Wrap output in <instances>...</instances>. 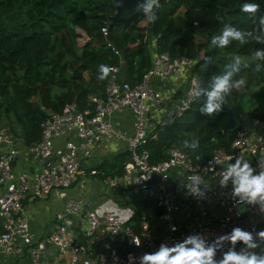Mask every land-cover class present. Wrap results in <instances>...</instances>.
Returning <instances> with one entry per match:
<instances>
[{
    "label": "built area",
    "instance_id": "built-area-1",
    "mask_svg": "<svg viewBox=\"0 0 264 264\" xmlns=\"http://www.w3.org/2000/svg\"><path fill=\"white\" fill-rule=\"evenodd\" d=\"M107 29L104 24L100 31L105 35ZM106 44L118 54L110 42ZM195 62L193 57L153 51L150 65L136 82L119 77L120 60L110 64L114 71L105 79L103 94L90 96L89 105L81 109L73 100L64 102L59 111L44 109L39 137L29 145L0 120V254L25 256L27 264H139L143 254L155 252L162 243L171 246L191 234H203L211 243L234 227L254 233L264 230V210L247 206L237 215L231 180L228 188L219 186V172L235 163L229 157L243 156L256 172L264 167V117H251L241 124L228 143L212 149L209 156L189 154L172 145L164 159L148 161L143 147L147 133L155 125L173 121L194 100L190 91L199 86L191 70ZM156 79L168 87L162 91ZM174 84L183 87L174 88ZM126 110L131 115L130 131L116 127L110 119L111 114ZM101 139L122 141L128 151L119 174H104L88 166ZM22 153L31 166L20 167ZM152 174L158 178L147 184ZM88 177H99L107 188L122 190L130 196L127 200L150 204L158 225L140 214L133 228L128 222L131 214L122 218L109 210L97 212L87 207L81 195L68 194L71 186H84ZM191 177L209 184L205 196L188 194L185 185L191 184ZM51 197L62 198L63 204L52 215L49 233L36 234L25 202ZM127 200L119 207L127 208ZM47 248L62 258H48Z\"/></svg>",
    "mask_w": 264,
    "mask_h": 264
},
{
    "label": "trees",
    "instance_id": "trees-1",
    "mask_svg": "<svg viewBox=\"0 0 264 264\" xmlns=\"http://www.w3.org/2000/svg\"><path fill=\"white\" fill-rule=\"evenodd\" d=\"M244 3L260 5L255 18L241 11ZM114 9L112 0H0V109L4 115H13L24 145L38 139L44 109L59 111L64 102L71 100L81 109L89 105L90 96L103 94L105 80L97 79L101 64L108 66L120 60L119 77L136 82L150 65L149 50L167 52L170 57H193L196 62L191 70L198 77V89L209 90L211 78L223 74L234 63L235 55L247 59L264 49V43L254 38L261 34L256 21L264 15V0H160L154 23L136 16L124 30L120 21L108 27ZM130 12L131 9H121L119 15ZM142 20L145 24L139 25ZM104 24L108 27L105 35L100 31ZM225 24L251 31L248 43L231 42L225 49L211 48V37L220 34ZM78 30L86 37L80 45ZM248 63L247 69L241 64L239 74L256 75L257 84L264 85V59H248ZM257 64L261 65L259 71ZM248 87H252L251 83ZM253 95L252 102L246 98L239 104L240 112L249 117L241 121L237 112L225 106L219 114H202L199 109L206 96L201 92L180 116L163 126L155 125L147 133L143 147L148 161L164 159L172 145H179L189 154L205 156L225 146L236 128L259 115L254 104L264 103V90ZM192 138L199 140L195 151L182 144L184 139ZM127 159L128 151L123 148L93 166L104 174H119ZM139 220L140 214L135 211L128 222L136 228ZM228 247H223L215 259H221ZM241 247L238 243L236 250ZM255 251L264 254V244Z\"/></svg>",
    "mask_w": 264,
    "mask_h": 264
},
{
    "label": "clouds",
    "instance_id": "clouds-1",
    "mask_svg": "<svg viewBox=\"0 0 264 264\" xmlns=\"http://www.w3.org/2000/svg\"><path fill=\"white\" fill-rule=\"evenodd\" d=\"M159 7L160 0H145L143 4H140L138 0L135 11H142L147 17V21L154 23L158 19L155 9ZM241 11L255 18L260 12V5L244 3L241 5ZM217 19L219 20L220 17ZM256 22L261 34L254 38L257 43H264V15H260ZM251 35V31L238 30L225 24L220 34L211 37L210 47L217 50L225 49L231 42L244 45L248 43V37ZM248 59H264V49L255 51L247 59L235 55L233 57L234 63L227 66L223 74L211 78L209 90H194L195 86L191 89L190 95L193 98L199 97L201 92H204L206 96V102L199 109L202 114L206 116L219 114L223 111L222 106L227 104V98L232 92L244 89L245 79L236 77L241 72V64L244 69L249 67ZM260 68L261 65L257 64L256 71H259ZM98 71L97 79L102 81L107 79L114 69L101 64L98 66ZM182 144L184 148L195 151L199 147V140L196 138L184 139ZM229 159H234L235 163H228L219 172L221 177L219 186L228 188V182L231 180V196L235 200V206H237V215L242 214L247 206L258 205L260 210H264V167L256 172V169L251 166V162L241 155L232 156ZM190 180L191 184L185 185L189 195L203 197L210 190L209 184L205 183L202 178L191 177ZM201 185L204 186L203 189ZM225 243L229 245L227 251H223L221 259H215ZM238 243L242 245L239 251L236 250ZM262 243H264V230L254 233L240 227H234L229 233L216 237L211 243L206 242L203 234H191L171 246L162 243L155 252L143 254L139 258V264H264V254H258L255 251Z\"/></svg>",
    "mask_w": 264,
    "mask_h": 264
},
{
    "label": "crops",
    "instance_id": "crops-1",
    "mask_svg": "<svg viewBox=\"0 0 264 264\" xmlns=\"http://www.w3.org/2000/svg\"><path fill=\"white\" fill-rule=\"evenodd\" d=\"M150 57H153V49L150 50ZM156 84V82H155ZM162 91L168 87L164 86L161 82L156 84ZM122 114V115H117ZM152 114L155 115L153 112ZM112 115V114H111ZM121 118H119V117ZM111 119V116H110ZM112 119H116V122H112L116 127L122 128L124 130L130 131L131 128V115L126 111L120 113H115L112 115ZM123 142L112 139H101L91 152V156L88 158V166H93L98 163L102 157L109 154H113L122 151ZM20 167L24 168L31 166V160L27 157L25 153L20 155L19 159ZM69 195H81L83 198L87 199V207L91 208L92 205L98 207L103 203V205L108 204L109 207L113 208L114 212L118 213L122 218H126L131 214V209L124 207H117L115 203H110L105 200L107 197L111 196L110 189L99 179V177H88L84 186L78 187L73 185L68 189ZM93 198L97 200L92 201ZM32 202L33 204L29 203ZM25 205L27 217L31 226V229L36 234H43L50 230L51 218L53 213L60 209L63 204V199L60 198H41L29 201ZM92 203V204H91ZM91 204V205H90ZM134 211L138 212L144 216L151 224L158 225L156 220V211H154L150 204L145 203L144 205L133 202L131 204ZM45 254L50 259L62 258L61 254H57L53 248H47ZM27 258L25 256H17L13 254L3 255L0 254V264H27Z\"/></svg>",
    "mask_w": 264,
    "mask_h": 264
},
{
    "label": "rangeland",
    "instance_id": "rangeland-1",
    "mask_svg": "<svg viewBox=\"0 0 264 264\" xmlns=\"http://www.w3.org/2000/svg\"><path fill=\"white\" fill-rule=\"evenodd\" d=\"M144 24H145V20H142L139 22V25H144ZM79 32H80V35L77 38L78 45H80L86 39L85 35L81 31H79ZM236 78L245 79L246 85L242 91H235L234 90L232 92V94L230 95L229 101H227V104L225 105V108H227L228 110H230L232 112H237V114L240 116V120L246 121L249 117L246 116L243 112H240L239 104H242L243 99H246V98L249 99L251 102L253 100H255L253 93L256 91L264 90V85L257 84L256 75H253L250 73L238 74V76ZM155 82H156V84H158L161 82V80L156 79ZM250 83H251L252 87L247 88V86H249ZM173 87L174 88H176V87L182 88L183 86H179V85L174 84ZM0 103H1V96H0ZM254 105H255V107L257 109V113H259V115L253 116V117H259V116L264 117V103L259 102V103H255ZM1 109H0V120L2 121V124H4L8 129H10L12 131V135L14 137L21 136L19 126H18V124H16V121H15L13 115H11V113H7L6 115H4V113H2ZM113 114L115 115V113H113ZM112 115H111V121L116 122L117 121L116 119H114V121H113ZM117 115H122V114H117ZM117 117H119V116H117ZM119 118H121V117H119ZM225 118L226 117H224L223 119H225ZM234 120H235V124H237L238 118L235 117ZM110 192H111V196H113V197H107L105 200L107 201V203H108V201L110 203H115V205L118 208L120 206L119 204L122 201H125V200L130 198V196H127L126 194H124V192L120 189L112 188V189H110ZM95 200H97V199L93 198L91 200V202L95 201ZM133 202H135V201L127 200V202H125L126 207L133 209V207L131 206V204H133ZM26 203L27 202H25V205H26ZM29 203L33 204L32 202H29ZM91 208L95 209L97 212H100L102 210H109V211L114 212L113 208L109 207L108 204L103 205V203L101 205H99L98 207H95L94 205H92ZM127 208H125V209H127Z\"/></svg>",
    "mask_w": 264,
    "mask_h": 264
},
{
    "label": "water",
    "instance_id": "water-1",
    "mask_svg": "<svg viewBox=\"0 0 264 264\" xmlns=\"http://www.w3.org/2000/svg\"><path fill=\"white\" fill-rule=\"evenodd\" d=\"M114 4V11L112 14L109 15L108 27H110L113 21H120L122 24L121 29L124 30L129 22L135 18L136 16H143L147 18L142 11H135L138 0H112ZM140 4L145 3V0H139ZM121 9H131V12L126 16L119 15ZM158 176L156 174H152L151 177L148 179L147 184H152L157 180ZM160 213V210H158ZM49 233L45 232V235Z\"/></svg>",
    "mask_w": 264,
    "mask_h": 264
}]
</instances>
